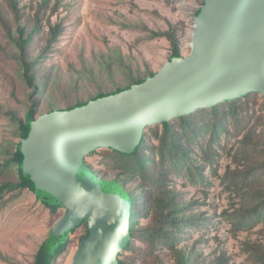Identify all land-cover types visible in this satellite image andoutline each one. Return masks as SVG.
Listing matches in <instances>:
<instances>
[{
    "label": "rangeland",
    "instance_id": "obj_1",
    "mask_svg": "<svg viewBox=\"0 0 264 264\" xmlns=\"http://www.w3.org/2000/svg\"><path fill=\"white\" fill-rule=\"evenodd\" d=\"M60 1L58 12L46 16L32 49L33 54L44 53L46 57L42 69L35 70L38 77H44L43 95H32L26 87L21 72L22 57L0 26V165L5 160L3 153L19 142L10 113L24 119L32 108L36 117L66 110L157 73L170 61L172 46L166 38L150 39L151 31L174 28L181 53L188 57L192 52L195 13L202 7L201 0ZM41 3L42 0H22L25 25L32 27ZM239 105L233 114L226 106H219V113L226 114L220 118L212 116V109L191 115L195 126L190 132L206 124L226 121L219 138L205 133L199 139L192 138L198 143L191 147L190 158L194 161L191 170L187 164L178 163L177 153H169L168 146L162 145L164 132L160 125L146 130L143 156L155 161L154 165L147 163V170L151 171L153 166L157 179L160 170L165 171L164 197L171 192L180 197L183 206L190 204L191 216H200L203 225L190 231V237L198 241L196 248L193 240L173 248L158 242L151 247L141 235L149 227L157 226L155 215L147 219L138 216L134 248L121 254L123 264H182L187 252L189 264H263L264 221L248 231L237 232L233 218L250 207L255 196L264 197V177L240 181L246 171L264 161V99L259 94ZM175 131H180L179 127ZM187 139L184 136L183 143ZM248 141L257 142L258 147L250 155L242 156L244 143ZM207 146L211 149L208 154L203 152ZM121 158L111 150L101 149L86 160L98 178L117 179L137 199L143 190L148 196L149 172L145 178L137 170L126 172L125 167L135 163H124ZM196 175L203 181L192 182L190 177ZM17 177L12 172L0 174V183L16 182ZM64 213L60 209L52 214L28 190L7 194L0 203V264H34ZM85 233L83 226L70 236L66 252L53 264H72Z\"/></svg>",
    "mask_w": 264,
    "mask_h": 264
},
{
    "label": "water",
    "instance_id": "obj_2",
    "mask_svg": "<svg viewBox=\"0 0 264 264\" xmlns=\"http://www.w3.org/2000/svg\"><path fill=\"white\" fill-rule=\"evenodd\" d=\"M191 45L188 57L175 56L114 94L40 117L26 113L17 149L21 178L42 205L65 210L37 264H53L84 223L89 234L72 264H117L132 242L129 196L89 168L93 152L131 154L148 128L249 94L264 97V0H205Z\"/></svg>",
    "mask_w": 264,
    "mask_h": 264
},
{
    "label": "trees",
    "instance_id": "obj_3",
    "mask_svg": "<svg viewBox=\"0 0 264 264\" xmlns=\"http://www.w3.org/2000/svg\"><path fill=\"white\" fill-rule=\"evenodd\" d=\"M166 1L169 3L171 2V0H166ZM21 2L22 0H0V26L3 29V31L6 33L7 37L11 41H13L15 47L19 51L20 56L22 57L23 65L21 72L26 87L32 91V95L33 94L43 95L45 94V89H46L44 84V77L42 75L38 77L37 71L35 70H37V68L40 70L42 69L46 57L44 53L38 55L33 54L34 51L32 49L35 43V38L37 33L39 32L41 33L42 30L41 28L43 26V23L45 22L46 16L48 15V13H49V17L56 14L60 9L61 1L42 0L40 9L38 10V13L34 17V21H33L34 23L32 27L31 25L30 26L25 25V23H23L22 21L23 16L20 8ZM204 2L205 0H201L202 6L204 5ZM199 11L200 9L195 13V16L198 15ZM56 31H54L53 33L57 34ZM157 38H166L171 43L172 46L171 59L175 56H182L180 49L181 46L180 40L177 36V31L174 28H170L166 32L151 31L150 39H157ZM30 50H32L31 53ZM27 56L28 58L26 59ZM153 75L154 73H151L149 74L148 77ZM147 78L145 77L134 80L126 88L138 84L140 82H143ZM119 90L122 89H117L116 91ZM115 92L109 94H98L96 97L92 98L91 100L87 102L77 103L75 106L70 107L68 109L74 108L82 104H86L104 95L114 94ZM257 95L259 94H249L242 99L232 102H227L219 106L222 107L226 106L230 114H233L238 108H240L239 103L241 101ZM219 106L211 108L213 112L212 116L214 118H220L221 116L226 115L225 113L224 114L219 113L218 111L219 109H217L219 108ZM29 111L31 114L32 113L35 114L33 108ZM201 111L203 110H200L199 112L201 113ZM199 112H197V114H199ZM1 113L2 110L0 107V114ZM9 116L11 117L12 124L16 126L19 142L16 143L11 148H8V150H6L3 153V157H5V160L0 165L1 168L0 174H6L12 172L13 174L14 173L17 174L18 177L16 178V182L0 183V203L4 200L7 194L14 193L16 191H24V190H28L29 192H31L30 184L21 178L20 168H19V163H20L19 155L17 154V149L20 145V141L24 134V119L20 118L16 113L13 112L10 113ZM191 118L192 116L190 115L183 117L181 119H175L176 123L174 121H171L170 123H165L161 125V128L164 132L163 133L164 136L162 137L163 139L162 145L168 146L169 153L171 154L177 153L178 163L180 165L187 164L189 170H191V166L194 164V161L190 158V155L192 154L191 147L194 144L198 143L197 141L196 142L193 141L192 138L195 137L196 139H199L202 136H204V133L208 134V136H216L217 138H219L222 135L221 133L222 128L226 125V121L222 120V121H217V125L206 124L202 126L203 127L202 129H197L195 132H190L191 128L195 126V124L191 121L192 120ZM176 127H179L180 131H182L183 133H179L180 131L178 132L175 131ZM212 129H214L213 132L211 131ZM184 136H187L188 138L186 143H183L182 141V138ZM145 139H146V132L142 140L140 141L137 149L131 154H122L117 151L111 150L112 152L118 154L123 158V159L122 158L119 159L122 162L126 163L128 161H131L135 163V165H130V167H125L126 172L137 170L142 175V178H145L146 173L149 172V181L151 185V190L148 196L146 195L145 190H143L142 194L138 195V199H137L136 195L127 192L125 187L117 179L112 180L118 186L122 187L124 191L127 192L130 200V208H131L130 213L132 214L130 235L132 238V242L127 247L126 251H132L134 248L135 239L137 238V233L135 229L137 225L138 216L142 217L143 219H147L151 215H155V220H157L156 222L157 226L156 227L151 226L148 228V231H142L141 239L144 241L147 240L148 243L146 244H149L151 245V247H153L158 242L161 246L163 244H166L169 248H173L182 242L189 243L191 240H193L194 241L193 246L194 248H196L198 241L190 237V231L193 228L200 229L203 225V220L201 219L200 216L193 218V216H191L192 214L191 205L188 204L183 206V204L180 201V197H178L177 195L168 192L166 194V197H164L163 188L165 183L164 176L166 173L165 171L160 170L159 172L160 177L157 179L155 177V171L153 170V166L151 167V171L147 170L146 168L147 163L152 162V165H154L155 161L153 158L148 160L145 159L143 156L144 155L143 150L146 145ZM244 144L246 147L241 153L242 156L250 155V153H252L253 150L258 147L257 142L248 141L245 142ZM203 150H204L203 152L206 154L211 152V149H209L208 146L206 147V149ZM95 153L96 152H93L92 154ZM161 154H164V152L162 151ZM124 158H126L127 160H125ZM89 168L91 167L89 166ZM95 175L98 177L96 173ZM243 176L244 177L240 179V181L243 182H247V180L249 179H253V180L262 179L264 177V161L251 167L248 171L245 172ZM190 178L192 182L200 183L203 181V178L199 177V175ZM167 180L169 181V178ZM172 196L174 197L172 198ZM254 198L255 199H251L252 204L250 207L243 209L241 213H239L238 215L235 216V218H233L236 222L234 227L237 232L248 231L254 228L255 226H257L260 222L264 221V197L258 198L255 196ZM137 203L139 205V211L137 210ZM43 206L48 210H50L52 214H57L60 210L59 207L49 208L46 205ZM83 226H86V233L83 236L82 240H84L89 234L87 223H84L81 227ZM81 227L74 230L71 236ZM185 231H187V233H185ZM69 245H70V241L54 254L53 262H55L62 254L66 252ZM41 249L38 253L36 262L34 264H37V260L41 253ZM120 256L121 255H119V258ZM183 260L184 261L182 262V264L190 263V256L188 252ZM261 263L264 264V259H261ZM117 264H123V262L120 259H118Z\"/></svg>",
    "mask_w": 264,
    "mask_h": 264
},
{
    "label": "bare ground",
    "instance_id": "obj_4",
    "mask_svg": "<svg viewBox=\"0 0 264 264\" xmlns=\"http://www.w3.org/2000/svg\"><path fill=\"white\" fill-rule=\"evenodd\" d=\"M190 47H192V45Z\"/></svg>",
    "mask_w": 264,
    "mask_h": 264
}]
</instances>
